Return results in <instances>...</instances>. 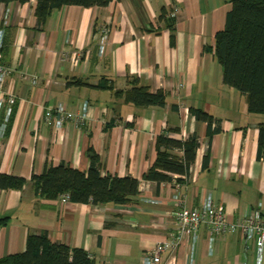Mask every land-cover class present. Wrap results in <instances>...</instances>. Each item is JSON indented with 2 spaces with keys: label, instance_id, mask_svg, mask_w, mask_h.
I'll return each mask as SVG.
<instances>
[{
  "label": "crops",
  "instance_id": "1",
  "mask_svg": "<svg viewBox=\"0 0 264 264\" xmlns=\"http://www.w3.org/2000/svg\"><path fill=\"white\" fill-rule=\"evenodd\" d=\"M36 5L37 0L0 3V26L7 15L2 60L10 69L3 89L16 97L4 132L6 107L0 106V173L30 180L61 162L85 172L92 147L102 175L137 178L139 193L128 204L96 206L40 198L31 184L0 189V219L8 220L0 224V257L23 252L30 233L46 231L52 242L82 248L97 264H145L146 252L174 234L172 183L143 179L156 159V137L166 130L181 140L194 133L199 138L191 175L179 183L180 198L198 207L211 196L225 205L229 221L256 210L264 217V160L257 158L264 114L249 113L246 95L225 84L214 53L231 0L69 5L55 9L43 26ZM174 6L180 13L170 28L160 16ZM23 74L36 75L37 83ZM135 78L152 92L163 90L166 106H135L114 94L131 88ZM84 102L90 118L83 125L66 121L54 129L44 122L45 108L62 103L82 112ZM183 107L208 112L220 131L209 139L207 123ZM208 244L204 226L197 242L187 236L175 252L162 253L160 264H264V247L259 253L240 231L218 237L212 254Z\"/></svg>",
  "mask_w": 264,
  "mask_h": 264
},
{
  "label": "trees",
  "instance_id": "2",
  "mask_svg": "<svg viewBox=\"0 0 264 264\" xmlns=\"http://www.w3.org/2000/svg\"><path fill=\"white\" fill-rule=\"evenodd\" d=\"M16 0H0L8 4ZM24 1V0H19ZM114 0H37L35 14L38 25L43 26L55 9L63 6L83 7L106 6ZM160 19L173 28L175 20L166 17L163 11ZM214 53L223 67L225 84L246 95L249 113L264 114V0H231L225 28L216 33ZM173 41V35H172ZM127 90H117L115 95L128 103L141 107H164L167 94L163 90L152 92L150 86L140 83L138 78ZM177 110V107H174ZM189 112L197 121L206 122L207 135L220 131L218 119L208 112L190 107ZM258 160H264V122L258 125ZM179 131V128L174 129ZM170 130L156 137V159L144 173L146 181L161 183H185L191 175L195 163L199 138L196 133L186 140L169 136ZM183 154L179 155L177 152ZM87 157L90 165L87 171L71 167L65 162L46 165L43 173L33 174L30 180L6 173H0V189L21 190L31 184L40 198L57 199L62 193H69L70 200L90 203L124 205L132 202L139 193L140 181L132 176L119 177L111 173L102 175V162L96 151L89 147ZM209 154L203 159V167L208 164ZM0 219V224L7 223ZM0 264H97L95 259L82 248H70L52 242L46 231L30 233L23 252L0 257Z\"/></svg>",
  "mask_w": 264,
  "mask_h": 264
},
{
  "label": "built area",
  "instance_id": "3",
  "mask_svg": "<svg viewBox=\"0 0 264 264\" xmlns=\"http://www.w3.org/2000/svg\"><path fill=\"white\" fill-rule=\"evenodd\" d=\"M166 13L170 19H176L180 13V9L174 6L173 9ZM6 27L7 15L4 16L0 26V106L4 104L6 107V116L1 124V132L5 131L7 120L16 102V97L12 94H7L3 89L5 79L10 73V69L4 65L2 60ZM103 33L100 45L101 48L104 47L105 41L108 38L109 29L107 26L104 27ZM22 78L31 80L33 85L37 83L36 75L27 76L23 74ZM88 108L89 104L87 102H84L82 105V112L69 109L64 104L59 103L56 106L45 108L44 122L52 125L54 129L61 128L66 121H74L83 125L90 118ZM183 109L186 113L189 112L187 107H183ZM103 112L108 113V109L104 108ZM172 186L177 196L173 202L175 208L173 224L174 234L169 241L159 242L146 252L143 258L145 264H160L162 253L164 251L175 252L181 241L189 235H192L197 242L201 228L204 226L209 233L208 251L210 254L214 251L215 242L218 237L226 233L231 234L238 231L242 233L246 241L253 239L259 253H261L264 247V217L260 210L241 216L235 221H229L226 216L225 205L222 202L216 203L211 196H208L200 206H192L184 197H179L180 194L177 192L180 190L181 185L175 180V177ZM58 199L63 204L69 203L70 195L69 193H62Z\"/></svg>",
  "mask_w": 264,
  "mask_h": 264
},
{
  "label": "bare ground",
  "instance_id": "4",
  "mask_svg": "<svg viewBox=\"0 0 264 264\" xmlns=\"http://www.w3.org/2000/svg\"><path fill=\"white\" fill-rule=\"evenodd\" d=\"M71 201V200H70Z\"/></svg>",
  "mask_w": 264,
  "mask_h": 264
}]
</instances>
